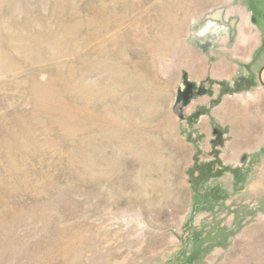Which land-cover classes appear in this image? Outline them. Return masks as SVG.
<instances>
[{"label":"rangeland","instance_id":"1","mask_svg":"<svg viewBox=\"0 0 264 264\" xmlns=\"http://www.w3.org/2000/svg\"><path fill=\"white\" fill-rule=\"evenodd\" d=\"M250 1L0 0V264H264V155L200 183L210 126L173 112L194 27L226 8L257 43Z\"/></svg>","mask_w":264,"mask_h":264},{"label":"flooded vegetation","instance_id":"2","mask_svg":"<svg viewBox=\"0 0 264 264\" xmlns=\"http://www.w3.org/2000/svg\"><path fill=\"white\" fill-rule=\"evenodd\" d=\"M245 9L249 11V25L258 32L259 41L252 43L248 38L242 43V37L250 30L246 29L247 26H242L239 15H228L226 8L210 17L207 23L203 20L200 24L203 26L202 30H198L200 27H194V31L198 32L192 42L199 58L205 61L207 71L197 81L184 75L181 88L177 92L176 99L179 98L182 104L179 112L182 111L183 114L189 109L192 110L189 114L184 113V119L189 126H195L199 120L210 126V143L213 147L206 154H201L206 161L197 166L200 183L211 171L214 172V177L216 174L231 171L237 181L243 173H251L252 166L256 163L254 159L264 155V145L261 144L253 150L240 153L234 167H228L220 160L222 153L231 154L229 149L224 148V144L233 143L228 125L236 123L238 128L245 127L251 106H264V0H251ZM223 61L235 68L229 79L222 78L220 73L223 71L214 70V67ZM228 101L234 106L235 113L229 118L224 115L222 119H216L215 114L219 111L221 113L222 107ZM198 137L201 142L202 135ZM258 142L264 143V138H257L255 143Z\"/></svg>","mask_w":264,"mask_h":264},{"label":"crops","instance_id":"3","mask_svg":"<svg viewBox=\"0 0 264 264\" xmlns=\"http://www.w3.org/2000/svg\"><path fill=\"white\" fill-rule=\"evenodd\" d=\"M218 67H220L221 69L220 71H223L222 73H220V75L222 76V78H225V79H229L230 77H232L233 72L235 71L234 66L225 61L221 62V64ZM226 105H229V106L227 108L225 107L224 109H222L223 112L221 113L225 115V118H229L230 115H232V113L233 114L235 113V108L231 102H227ZM259 145H261L260 142L255 143L253 145L244 143L242 146L237 147L234 145V142H233V143H229L228 148L232 153L238 156V154L253 150L254 148L259 147Z\"/></svg>","mask_w":264,"mask_h":264},{"label":"water","instance_id":"4","mask_svg":"<svg viewBox=\"0 0 264 264\" xmlns=\"http://www.w3.org/2000/svg\"><path fill=\"white\" fill-rule=\"evenodd\" d=\"M181 108H182V104L180 99L178 98V100L176 99L175 105L173 107L174 114L179 116V110H181Z\"/></svg>","mask_w":264,"mask_h":264}]
</instances>
